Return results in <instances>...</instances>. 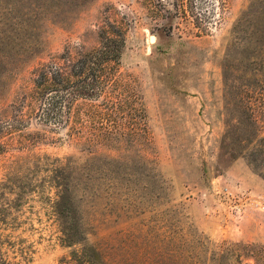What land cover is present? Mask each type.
<instances>
[{
	"label": "rangeland",
	"instance_id": "rangeland-1",
	"mask_svg": "<svg viewBox=\"0 0 264 264\" xmlns=\"http://www.w3.org/2000/svg\"><path fill=\"white\" fill-rule=\"evenodd\" d=\"M258 6L52 0V15L28 22L0 10V248L12 264H82L72 261L82 244L62 245L54 214L65 183L102 264H255L248 254L264 249V53L246 39V12ZM117 35L124 48L100 69L97 97L74 96L59 123L41 124L37 71L76 63Z\"/></svg>",
	"mask_w": 264,
	"mask_h": 264
},
{
	"label": "trees",
	"instance_id": "trees-1",
	"mask_svg": "<svg viewBox=\"0 0 264 264\" xmlns=\"http://www.w3.org/2000/svg\"><path fill=\"white\" fill-rule=\"evenodd\" d=\"M260 2L261 6L255 9L251 7L246 12L249 18V28L247 32V40L250 43H254L257 47L258 54L264 53V0H255ZM38 4L36 0H30V6L24 8L22 0H0L4 5L0 10H7L11 13L12 10L17 9L19 20L28 22L30 20H37L45 11H48L49 15H52V0H43V6H35ZM19 4V7H18ZM254 6V5H253ZM24 9V10H19ZM48 9V10H47ZM44 11V12H43ZM4 24V21H3ZM100 47L90 52H85L80 55V59L76 63H72L69 59L63 58L62 64L44 65L35 74V94L37 100L40 102L38 105L39 119L41 124L47 125L52 122L59 123L62 120V115L66 108H69L71 99L74 96H78L83 99H93L97 97L95 91L99 84V75L101 70L108 63H118L124 48V38L121 35L117 36H103L101 37ZM31 52V51H28ZM253 56V55H252ZM72 77L81 78L76 82L71 83ZM247 90L249 88V94L252 92V88L255 84L246 82ZM246 95V93H245ZM242 104L246 109H251L253 103L249 98L241 96ZM5 128L0 126V135L4 133ZM264 140V138H263ZM90 141L89 139L87 140ZM101 141V139H99ZM58 182H56L57 184ZM59 190L56 194L57 199L54 202L53 209L54 214L57 217L61 233V243L65 247H72L82 244L80 251H74V258L72 261L82 264H102L101 256L98 250L94 247L87 246L86 238L84 237L83 228L80 224V219L77 217L73 202L72 192L68 183L57 184ZM0 224H5V219L0 216ZM250 248V245L244 246ZM259 256L248 254L249 259L256 262H264V249L260 251ZM0 264H12V262L5 256L0 248Z\"/></svg>",
	"mask_w": 264,
	"mask_h": 264
},
{
	"label": "bare ground",
	"instance_id": "bare-ground-1",
	"mask_svg": "<svg viewBox=\"0 0 264 264\" xmlns=\"http://www.w3.org/2000/svg\"><path fill=\"white\" fill-rule=\"evenodd\" d=\"M153 39H151V41H152Z\"/></svg>",
	"mask_w": 264,
	"mask_h": 264
}]
</instances>
